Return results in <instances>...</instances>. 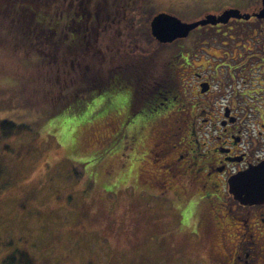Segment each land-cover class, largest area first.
<instances>
[{
  "label": "rangeland",
  "instance_id": "obj_1",
  "mask_svg": "<svg viewBox=\"0 0 264 264\" xmlns=\"http://www.w3.org/2000/svg\"><path fill=\"white\" fill-rule=\"evenodd\" d=\"M257 1L141 0L142 13L137 18L140 22L142 17V22L147 23L150 17L151 23L157 14L166 12L190 23L227 8L253 14L260 9L253 5ZM118 3L119 0L116 5ZM59 4L60 0H48V5L44 4L51 22L58 19L55 14ZM40 11L44 20L37 28L45 29L49 14ZM6 23L17 27L11 15H0V29ZM27 26L28 34L36 33L34 22ZM220 27L233 30L226 33L225 30H208L205 35L199 28L195 34H201L195 36V41L199 37V43H209L212 54H219L215 50H219L223 42L243 45L250 37V49L264 42V24L259 25L257 19L232 21ZM239 27L245 29L243 39L231 40L237 35L234 28ZM251 28H258L257 33H252ZM48 31H56L54 36L59 39L57 26ZM142 32L143 28L137 31ZM147 33L148 29L143 54L137 55L133 49L132 59H123L126 51L106 50L108 44L104 39L108 34L100 30L97 48L102 49L90 59L104 71L110 65L108 55H116L119 65L123 60L135 59L147 64L146 86L155 77L152 71L160 67L159 79L164 80L179 47L160 44L150 28L149 36ZM112 36L115 38L114 33ZM7 37L1 30L0 120L10 118L31 129L14 138L0 140V264H24L26 257L31 260L30 264H204L211 239L194 238L201 228L194 221L192 210L185 211L189 224L179 226L178 220L183 216L155 205V201L134 192L127 183L131 174H137L123 166L127 161L123 119L129 113L130 98L110 90L94 91L89 99L79 101L81 98L75 96L78 102L55 114L54 109L72 97L69 93L79 89L81 91L74 93L85 95L93 91L89 88L92 83L82 81L69 63L61 61L59 45L58 50L51 53L47 50V41L44 45V39H37L36 35L21 46L9 44ZM37 42H42L40 47ZM142 56L144 60L138 61ZM74 57L70 56L68 61ZM151 64L155 67L151 68ZM61 69L68 74L63 75ZM87 73L89 75V71ZM102 84L105 83L97 85ZM256 98L261 104L258 96ZM28 114L26 118H19ZM32 129H36L34 133ZM174 130L177 132L176 128ZM149 162L145 165L154 168ZM136 170L138 172L139 168ZM12 256L15 259L10 261Z\"/></svg>",
  "mask_w": 264,
  "mask_h": 264
},
{
  "label": "flooded vegetation",
  "instance_id": "obj_2",
  "mask_svg": "<svg viewBox=\"0 0 264 264\" xmlns=\"http://www.w3.org/2000/svg\"><path fill=\"white\" fill-rule=\"evenodd\" d=\"M60 1L55 15L61 61L69 63L82 81L91 82L93 93L110 90L130 98L129 113L123 119L127 160L123 166L137 174L129 176V186L171 214L183 216L179 226L189 224L185 211L192 210L194 221L204 230L194 238L211 239L204 264H264V198L240 201L230 187L232 178L264 162V42L256 40L260 48L256 43L251 49L250 37L243 45L223 42L219 50L214 49L219 54H212L209 43H199V37L195 41L201 34L195 30L202 28L208 35V30L233 29L199 27L186 38L163 44L179 47L178 52L168 67L165 90L147 92L146 63L134 59L119 65L111 54L104 71L90 59L102 49L97 48L100 30L108 34L107 51L124 50L123 59H132L133 49L143 54L147 28L142 17L140 22L137 18L142 13L141 0H119L117 5L118 0ZM234 30L237 35L230 39H243L245 29ZM249 30L255 34L258 28ZM53 32L50 35L55 37ZM70 56L75 57L68 61ZM160 70L152 71L151 82L163 80ZM101 82L105 84L97 85ZM144 97L156 104L145 112L134 102Z\"/></svg>",
  "mask_w": 264,
  "mask_h": 264
},
{
  "label": "trees",
  "instance_id": "obj_3",
  "mask_svg": "<svg viewBox=\"0 0 264 264\" xmlns=\"http://www.w3.org/2000/svg\"><path fill=\"white\" fill-rule=\"evenodd\" d=\"M41 2V0H0V15H11L16 23H17V27L11 25L10 23H6V25H2V28L0 29V31H4L5 35L7 37L8 35V41L6 39H3V42L6 43V41L12 45L18 46V45H23L22 42L28 40V41H32V38H34V35L37 36V39H44V45H45V41H47V50H49L51 53L57 49V46L59 45V41L58 39H56V37H52V35H50L52 33V31H46L43 28H37L38 24L42 25L43 24V16H40L39 14L41 13L40 10H43V12L45 13L46 11H44V4L47 6L48 5V0H44V3H39ZM258 5V7L260 8V0L257 1V3L253 4ZM47 13V12H46ZM45 13V14H46ZM27 15V16H26ZM150 20L151 18H147V23H146V28L148 29V36H149V25H150ZM49 21V20H48ZM59 19H57L56 21L51 22L50 24H48L47 28L48 30L51 28H55L57 26V28H59V23H58ZM11 22V21H9ZM31 22L35 23V29L36 33L32 32L30 34H28V30H27V25H30ZM258 24L259 25H263L264 24V20H258ZM53 26V27H51ZM50 27V28H49ZM17 29L18 31H20L19 33L14 30ZM45 30V32H43ZM25 31L27 32V34L25 33ZM32 34V37H31ZM29 35V36H28ZM51 36L50 38L48 37ZM149 38V37H148ZM49 39V40H48ZM6 40V41H5ZM10 41V42H9ZM37 44L40 45L42 44V42H37ZM60 46V45H59ZM17 48V47H16ZM45 49V48H44ZM43 51L44 50H40ZM45 53V52H44ZM46 54H48L46 52ZM60 56V55H59ZM41 63V62H40ZM164 84H166V82L164 80L160 81V82H149L147 84V91H153V92H162L164 90ZM88 90H90L89 88H87ZM79 90V89H78ZM78 90H74V92H77ZM92 90V89H91ZM81 91V90H79ZM69 93L72 97H70L67 101H65V103L58 105V107H56L54 109V113H59L63 110V108L67 107L69 104L73 103V102H78L77 99L80 100H85L86 98L89 99L91 96H94L93 91H88L85 93V95H83L81 92L80 93ZM67 94V93H66ZM75 94V95H73ZM76 96V98H75ZM138 101V104H137ZM151 99L148 97H144V98H137L134 100L136 107H142L144 112L147 110H151L153 108V106H156V104H150L151 103ZM164 99L161 97L159 99V102H163ZM158 102V103H159ZM9 106L12 104H8ZM153 105V106H152ZM141 108V109H142ZM136 110V109H135ZM53 112H51V114H54ZM55 113V114H56ZM28 115H22L19 116L22 118H26L28 117ZM31 128L27 127L24 124H17L14 121L10 120V118H5L3 120H0V140L1 139H11L14 138L15 136L21 135L24 132L30 130ZM36 129H32L31 132L34 133ZM1 169V167H0ZM1 175V174H0ZM15 259L14 256H12L10 258V261H13ZM8 262V261H7ZM16 262L21 263V260H17ZM31 260L26 257V261L24 262V264H30ZM10 264V263H7Z\"/></svg>",
  "mask_w": 264,
  "mask_h": 264
},
{
  "label": "water",
  "instance_id": "obj_4",
  "mask_svg": "<svg viewBox=\"0 0 264 264\" xmlns=\"http://www.w3.org/2000/svg\"><path fill=\"white\" fill-rule=\"evenodd\" d=\"M264 19V0H261V8L253 14L242 13L237 8H227L219 14H206L204 18L186 23L175 15L160 12L151 21V34L162 44L172 43L177 39L186 38L189 33L199 27L207 25H226L231 19L249 20L251 17ZM233 194L240 201L255 202L264 198V162L252 167L230 181Z\"/></svg>",
  "mask_w": 264,
  "mask_h": 264
}]
</instances>
